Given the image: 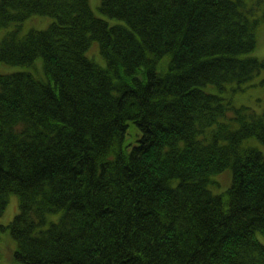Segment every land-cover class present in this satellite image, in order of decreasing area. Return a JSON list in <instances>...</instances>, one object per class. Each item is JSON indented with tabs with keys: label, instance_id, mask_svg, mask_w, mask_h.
Masks as SVG:
<instances>
[{
	"label": "trees",
	"instance_id": "16d2710c",
	"mask_svg": "<svg viewBox=\"0 0 264 264\" xmlns=\"http://www.w3.org/2000/svg\"><path fill=\"white\" fill-rule=\"evenodd\" d=\"M0 0V214L21 264H264V106L235 105L264 0ZM31 15L45 29L21 32ZM96 40L105 64L86 55ZM216 86V91L206 90ZM229 168L230 184L214 177ZM224 173V172H223ZM222 174V173H221ZM224 175V174H223Z\"/></svg>",
	"mask_w": 264,
	"mask_h": 264
},
{
	"label": "rangeland",
	"instance_id": "374dc122",
	"mask_svg": "<svg viewBox=\"0 0 264 264\" xmlns=\"http://www.w3.org/2000/svg\"><path fill=\"white\" fill-rule=\"evenodd\" d=\"M89 5L92 11L97 15L104 19H106L110 24L120 22L116 18L108 17L107 15L103 14L100 9V0H88ZM53 21V17L48 15H31L24 21L20 23L21 32H26L31 28L34 29H45L48 25ZM17 25L13 22L6 26L0 27V40L4 36V34L16 27ZM256 55L258 58H264V23H261L258 30H257V46L254 51L251 53ZM86 55L91 59H94L98 64L104 65L105 61L102 57L100 50H99V43L96 40H93L88 49L86 50ZM21 69H29L34 74L43 76V69H42V58L38 57L33 67H22L19 65L8 64L3 61H0V72H13ZM259 80L257 77H253L249 79L248 83H246V88L243 91H233V92H224L227 95L232 93V100L235 105L240 104H247L257 111H261L264 106V86L262 85H254L256 81ZM215 86V85H214ZM216 86H208L206 90L209 91H216ZM264 151V146H261ZM224 172V173H223ZM221 173L216 174L214 179L217 178L221 182V185H211V189L215 193L222 192L231 181V170L227 168ZM224 174V175H223ZM18 198L16 194H10L6 208L0 214V264H21L17 262L13 258V254L16 248L15 240L10 234L9 230V222L13 218V216L18 212ZM259 239L264 243V237L262 235H258Z\"/></svg>",
	"mask_w": 264,
	"mask_h": 264
}]
</instances>
